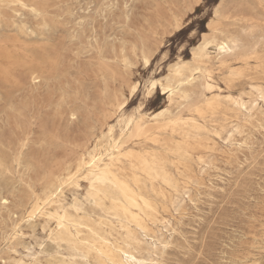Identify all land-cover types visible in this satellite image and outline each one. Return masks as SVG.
<instances>
[{"label":"rangeland","instance_id":"rangeland-1","mask_svg":"<svg viewBox=\"0 0 264 264\" xmlns=\"http://www.w3.org/2000/svg\"><path fill=\"white\" fill-rule=\"evenodd\" d=\"M22 1L39 15L17 0H0V71L10 82L0 98V152L12 171L0 177V196L8 198L7 206L0 200V264L66 257L38 221L20 220L31 189L40 191L107 124L119 134L117 102L129 97L124 116L140 106L143 116L165 107L159 87L147 97L149 79H163L179 60L191 63L192 48L212 26L235 36L240 48L228 61H212L220 89L195 86L182 101L183 115L192 114L205 130L161 126L154 134L123 137L125 151L159 162V175L134 159L119 169L153 202L156 212L146 219L171 221L160 234L147 220L165 244H145L147 264H264V102L250 118L234 104L252 105L255 89L264 93V0ZM30 68L38 70V81L28 78ZM131 81L139 82L132 95ZM233 125L240 147L224 139ZM18 151L19 163L11 162ZM14 225L21 231L16 239Z\"/></svg>","mask_w":264,"mask_h":264},{"label":"bare ground","instance_id":"bare-ground-1","mask_svg":"<svg viewBox=\"0 0 264 264\" xmlns=\"http://www.w3.org/2000/svg\"><path fill=\"white\" fill-rule=\"evenodd\" d=\"M17 1L20 6L28 7L32 13L39 15L33 6ZM17 27L27 29L24 23ZM211 30V35L203 36L202 41L192 48L191 63L179 60L163 79H149L145 87L147 97H152L159 87L166 95L165 107L143 116L139 112L140 106L138 114L124 116L129 97L117 102L119 134L115 133V125L107 124L102 137L81 151L74 161L51 174L40 191L31 189L28 199L22 204L20 220L28 225L38 221L48 239L56 246L64 247L66 257L52 264H147L142 256L145 244L155 248L165 245L152 232L148 222L163 234L162 229L167 232L171 226L170 219L162 217L156 223L146 219L148 212H156L153 202L137 191L119 169L123 160L134 159L136 165L159 175L156 170L159 162L148 155L134 157L131 152L125 151L123 137L132 138L149 132L154 134L161 126L188 125L198 132L205 130L204 126L197 125V118L192 114L183 115L182 101H188L195 86L208 91L220 89L212 77V61L217 60L220 64L228 61L238 54L240 48L235 36L217 26H212ZM149 60L144 57L146 65ZM5 73V70L0 71V98L3 84L10 83ZM26 73L31 82L40 78L37 69L30 68ZM138 85V81H131V95L138 90ZM255 92L252 105L234 101L235 106L249 118L254 115L253 109L259 106L258 101L264 102V93L259 89ZM205 104L213 106L209 100ZM144 120L150 123L149 127L145 128ZM238 132V126L233 125L224 139L240 147L242 142L234 138ZM213 133L221 137L217 132ZM20 155L21 151L14 152L11 162L19 163ZM208 167L207 163L203 164V168ZM11 172L9 161L0 152V177ZM0 200L3 206H7L6 196H0ZM189 201L192 202V199ZM16 227L12 228L13 239L21 233ZM16 264H39V259L33 257L28 263L20 260Z\"/></svg>","mask_w":264,"mask_h":264}]
</instances>
